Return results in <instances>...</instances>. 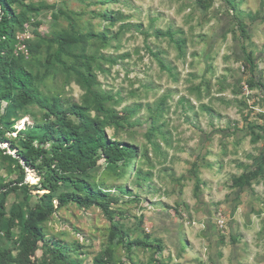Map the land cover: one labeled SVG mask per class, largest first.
<instances>
[{"label":"rangeland","instance_id":"374dc122","mask_svg":"<svg viewBox=\"0 0 264 264\" xmlns=\"http://www.w3.org/2000/svg\"><path fill=\"white\" fill-rule=\"evenodd\" d=\"M232 2L235 9L225 0L23 1L40 8L27 12L28 23L16 33L11 54L31 63L27 68L37 73L40 95L84 102L76 75L52 57L56 45L49 49L41 43V35L72 36L63 60L82 69L83 60L71 55L93 56L90 70L104 107L126 117L107 126L106 134L135 148L126 167H108L101 160L88 173L91 183L102 182L118 198L111 218L97 206L72 203L41 212L42 231L63 242L78 264H94L96 258L103 264H264V174L249 186L231 185L232 177L264 157V135L253 142L250 129L264 131V96L247 86L241 52L243 45L252 53L256 76L264 81V0ZM13 6L23 11L21 4ZM104 13L116 20L104 19ZM166 31L185 41L182 54ZM86 33H104L106 39L83 42ZM33 118L46 119L44 110L29 107L18 128ZM153 123L150 144L145 132ZM19 179L38 180L33 170L21 175L0 157V180ZM34 193L8 194L6 208L23 202L31 207ZM112 221L128 241L151 246L134 243L128 249L111 237ZM18 235L15 228L14 239Z\"/></svg>","mask_w":264,"mask_h":264},{"label":"trees","instance_id":"16d2710c","mask_svg":"<svg viewBox=\"0 0 264 264\" xmlns=\"http://www.w3.org/2000/svg\"><path fill=\"white\" fill-rule=\"evenodd\" d=\"M23 1L0 0V144L7 143L6 147H0V157L14 164L21 175H24L25 169L33 170L38 180L32 184L23 183L22 179L9 182L0 180V264H78L71 258L63 242L47 237L42 231L39 225L41 212L51 214L57 208L72 203L82 209L97 206L104 215L111 218V204L117 203L118 198L104 189L102 182L97 186L91 183L88 173L101 160L108 167H126L135 156V148L106 134L107 126L111 123L118 125L126 117L104 107L105 97L95 90V76L90 70L89 61L94 59L93 56L71 55L77 60H83L79 62L82 69L67 65L63 60L62 56L68 54L64 46L73 42L72 36L46 38L41 35V43H45L49 49L51 44L56 45L52 57L65 71L70 70L76 75L78 84L86 92L84 102L69 103L58 95H40L35 85L37 73L33 74L27 68L31 63H23L21 55L14 57L11 54L16 33L28 23L27 12H35L40 8L39 5L24 4ZM225 2L235 9L232 0ZM16 3L23 6V11H15L13 5ZM200 3L203 8H207L208 5L204 6L202 1ZM102 17L110 22L116 20L106 13ZM236 25L245 35L243 24L237 21ZM165 34L172 39L179 54H182L185 41L174 38L170 31ZM84 36L83 42L92 37L106 39L104 33H86ZM147 50L157 58V54ZM241 52L243 67L247 71V86L259 90L264 96V81L256 76L257 66L252 53L243 45ZM33 53H38L37 47ZM159 63L162 68L169 69L161 61ZM33 105L44 110L46 119L23 121L18 128L28 108ZM90 110L96 112L94 117L90 115ZM156 118L151 116V121L155 122ZM254 128L251 125L252 141L256 142L263 137L264 131L261 127H256L262 134L254 133ZM154 131L153 123L145 132V138L150 144ZM263 174L264 157L255 166L245 167L238 176L232 177L231 185L238 188L249 186L252 180ZM199 185L200 179L196 177L195 191L199 189ZM32 190L36 191V199L31 207L23 202L6 208L8 194L20 192L29 196ZM40 191L42 192L39 193ZM54 200L56 206L52 203ZM110 226L111 237H116L128 249L134 243H140L128 241L118 222L112 221ZM15 228L19 232L16 239ZM140 244L151 246L145 241ZM37 250L41 252L39 257L35 256ZM94 264H103V260L96 258Z\"/></svg>","mask_w":264,"mask_h":264}]
</instances>
